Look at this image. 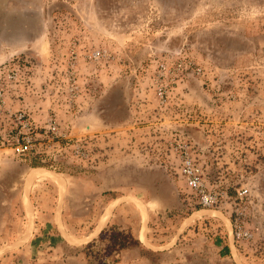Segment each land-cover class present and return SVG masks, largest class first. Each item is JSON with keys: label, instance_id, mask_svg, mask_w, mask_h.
Here are the masks:
<instances>
[{"label": "rangeland", "instance_id": "obj_1", "mask_svg": "<svg viewBox=\"0 0 264 264\" xmlns=\"http://www.w3.org/2000/svg\"><path fill=\"white\" fill-rule=\"evenodd\" d=\"M0 83V264H264V0H0Z\"/></svg>", "mask_w": 264, "mask_h": 264}, {"label": "built area", "instance_id": "obj_2", "mask_svg": "<svg viewBox=\"0 0 264 264\" xmlns=\"http://www.w3.org/2000/svg\"><path fill=\"white\" fill-rule=\"evenodd\" d=\"M9 77L14 78L15 76L10 74ZM4 94V88L0 83V102H3ZM24 117V114H21L18 119L21 120ZM181 174L185 178L188 188L192 190V192H194L198 197L199 204L212 207L218 203V194L207 187L200 168L196 166L191 160L184 162L181 169Z\"/></svg>", "mask_w": 264, "mask_h": 264}, {"label": "trees", "instance_id": "obj_3", "mask_svg": "<svg viewBox=\"0 0 264 264\" xmlns=\"http://www.w3.org/2000/svg\"><path fill=\"white\" fill-rule=\"evenodd\" d=\"M103 234L109 236L106 249L110 254L141 244L140 239L132 231L119 230L117 227L103 230ZM92 244L90 243L89 246H92ZM225 250L229 251V246H226Z\"/></svg>", "mask_w": 264, "mask_h": 264}, {"label": "crops", "instance_id": "obj_4", "mask_svg": "<svg viewBox=\"0 0 264 264\" xmlns=\"http://www.w3.org/2000/svg\"><path fill=\"white\" fill-rule=\"evenodd\" d=\"M57 219H58V214H57V212H55V215H54V217H53V221H57ZM57 223V222H56ZM138 238L140 237L139 235L137 236Z\"/></svg>", "mask_w": 264, "mask_h": 264}]
</instances>
